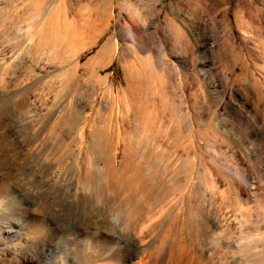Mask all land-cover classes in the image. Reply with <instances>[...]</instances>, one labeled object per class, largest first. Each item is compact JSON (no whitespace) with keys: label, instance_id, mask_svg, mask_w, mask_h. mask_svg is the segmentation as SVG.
I'll list each match as a JSON object with an SVG mask.
<instances>
[{"label":"rangeland","instance_id":"rangeland-1","mask_svg":"<svg viewBox=\"0 0 264 264\" xmlns=\"http://www.w3.org/2000/svg\"><path fill=\"white\" fill-rule=\"evenodd\" d=\"M54 1L56 0H0V56H3L0 57V71L6 65H15L16 71L14 70L15 73L11 77L14 82L20 79L23 81L21 84L24 85L21 86L20 84V87L17 86L15 89L14 86L16 85L11 82L5 88L8 95L6 100L8 105L6 101L0 104V123H2L0 124V141L3 144L6 143L4 140L9 141L14 149L13 154L9 157L13 166L11 172L2 169L3 159L0 155V201L7 194L12 193L9 188L14 183L19 187L25 186L34 190L36 198L30 201H78L77 198L79 197V201L81 199V201H85L86 189L84 190V188L86 187L78 180L75 167V161H82V159L75 156L77 152L74 153V150H69L68 157L66 154L62 155L61 158L57 157L60 155L59 143L62 139L67 141L66 143L71 142L73 138H76V133L80 128L78 130L75 128L74 130L64 129L55 135L51 130L56 128V123L62 119L61 115L64 109L72 102L75 112L81 114L78 115L77 125L82 126L85 123L89 125L91 133L107 140L111 139L116 120L114 110L118 102H121L120 106L123 107L121 108L124 113L136 109L134 104L124 101L123 93L125 90L132 88L130 86H134L131 81L127 82L126 78L128 77V80L132 79L135 77L136 71L141 72L143 63L146 64L144 66L148 73L153 77L159 75L164 81V89L169 93L171 92V94L176 93L177 98H180L181 95L187 97L190 93L203 92L205 89L210 90L214 84L228 87L229 92L221 105V112L225 110L227 102L232 100L235 91L240 94H249V99L252 102L257 96L264 97V0H57V3L55 2V14H53L55 18L52 16V22L59 27L56 28L60 31L66 30L69 35L64 41L62 35L58 36H62L59 38L62 39L58 40L57 38L60 49L58 54L52 56L54 59L50 57L51 61L42 59L43 62L39 60L40 63H38L37 56L33 59L22 51V46H20L22 43L20 44V42L26 36L27 22L30 23L31 18L33 19V17L44 13L49 8V4ZM54 23L53 25H55ZM131 23L137 29L133 35L127 31V27ZM60 27H62V30ZM110 42L114 44L111 54L106 53L108 56L100 54L101 50ZM81 43H85L82 46L85 49H82L77 56L73 57L70 48L81 45ZM97 57L102 59H97ZM75 60L80 61V67L76 70L73 66ZM89 64L93 65L94 68ZM134 67L135 69H133ZM30 68L32 69L29 70ZM62 68L66 72L69 70L66 82L71 83L72 86L60 93L61 80L59 81L56 77L64 73ZM27 72H29V75L26 76L25 73ZM31 73H34L32 77L30 76ZM126 75L128 76L126 77ZM17 76L20 77L16 78ZM24 80L26 82L29 80L30 83L24 84ZM21 87L23 88L21 89ZM35 88L37 91H35ZM38 88H41L43 92L41 89L42 93L38 91ZM44 98L45 102L43 101ZM26 99L31 101L27 102ZM177 100V102L180 101V99ZM3 104L6 107L5 110ZM43 104L48 107L45 108ZM72 106L70 105V107ZM47 108H50L51 111ZM183 109L187 116L186 123L170 124L169 119H166L165 127L169 128L168 134L156 135L155 140L159 141L158 143L169 154L174 153L173 155L179 156L183 160L197 158V172L203 179L218 180L222 188L228 187V181L226 182L225 177L222 176L218 168L219 165L215 163L216 166L211 165V162H213L211 161L212 157L208 152L206 139L201 135V131L204 130L206 124H211L214 121L212 111L203 106L195 110L191 101ZM49 112H51V115H49ZM195 114L199 115V121L194 116ZM10 121L11 123H9ZM3 123L7 126H4ZM126 123L122 124L126 127L122 128L124 133L136 131L133 124ZM56 143L58 146H56ZM122 152L123 149L120 150L119 161L122 159ZM44 157L45 159H43ZM60 159L62 162H60ZM58 165L61 168H56ZM51 168H55L51 178L54 181H59L61 177L64 191L59 192L54 186L44 183L46 182L47 170ZM252 168H250V171L254 170V167ZM40 173L44 176L42 177ZM34 174L39 176L36 177ZM74 176L75 178L72 179ZM38 182L41 184L38 185ZM46 191L50 192L47 194ZM76 191L78 192L76 193ZM235 192L236 189L233 187L224 196L220 195V191H216L215 196H218L215 206L218 205L217 208L229 207L223 210V213L235 212ZM205 195L208 200L213 197L209 191H206ZM11 196L15 195L11 194ZM263 198H252L251 201H264ZM10 200L21 201L19 198H10ZM252 204L254 205V203ZM252 204L245 207L246 213L243 217L249 218L253 211L249 210ZM257 205L259 204L257 203ZM261 207L264 214V203H261ZM54 208L56 222L60 225L59 230L55 233L43 231L38 233L40 235H36L37 246L46 253L43 264H58L59 261L65 262L64 264H81V253L78 244L82 238V230L78 224H75L80 219V213L71 207L64 210L58 204H55ZM154 209H156L155 212L158 211V207L154 206ZM239 217L242 218L241 213H238ZM161 233V238L155 242L152 248L153 254L162 251L170 243L176 247L174 236L178 234L177 236L180 237L182 234L172 223H167ZM228 234L226 235L229 237L226 236L225 241L227 238L231 239L234 236L237 238L235 222L232 223L231 231ZM0 241V259L11 261L12 264H21L19 251L16 256L6 257L4 252L5 243L1 235ZM223 241L219 240L221 245L218 247L212 245L211 242L204 243L205 247L198 249L197 256L202 257V260L206 259L207 262L214 261L213 263L216 264L217 259L224 255L222 253L228 250L227 245L224 244L225 241ZM69 245L71 247H68ZM208 252L211 253V256H208ZM231 258L235 259L236 256L232 255ZM169 262L171 263V260L168 258L160 264H170Z\"/></svg>","mask_w":264,"mask_h":264},{"label":"bare ground","instance_id":"bare-ground-1","mask_svg":"<svg viewBox=\"0 0 264 264\" xmlns=\"http://www.w3.org/2000/svg\"><path fill=\"white\" fill-rule=\"evenodd\" d=\"M56 1L49 4V8L44 13L33 17V19L31 18L30 23L27 22L26 36L20 42V44L22 43L20 46H22L23 52H26L33 59L37 56V60L41 62H43L42 59L47 61L54 54H58L60 45L57 43V38L61 40L62 38H59L63 36L62 40L64 41L69 35L64 29L60 31L59 27L56 26L57 24L52 22ZM60 28L62 30V27ZM127 31L133 35L137 29L131 23L127 27ZM59 35L62 36L58 37ZM73 36L75 35L73 34ZM85 43L74 45L75 47L73 48L69 47L73 57L77 56L82 49H85V47H82ZM113 45L111 42L107 44L100 54H111L114 49ZM98 58L100 59V57ZM37 60L35 61L37 62ZM50 61L49 63H51ZM4 63L6 64V62ZM144 65L146 64L143 63L141 65V72L135 70L134 78L128 80V75H126V81H131L134 86H130L132 88L124 91V101L126 100L134 104L136 109L132 112L130 110L124 113L123 107L120 106L121 102H118L114 110L116 120L111 139L107 140L91 133L89 125L85 123H82V126L77 125V118L80 113L75 112L72 102H69V106L64 109L63 113L61 112L62 119L56 123V128L54 126L55 129L51 130L54 135L64 129H80L76 133V138H73L71 142L66 143L67 141H64V139L60 143L58 142L60 153H57L60 155L57 157L61 158L64 154L67 156L69 150H74V153L75 151L77 152L75 156L78 159H82V161H75L76 166L75 164L73 165L76 167L78 180L86 187L84 188V190L86 189V200L81 201V199L79 201V197L77 198L78 201H30L36 198L33 189L25 186L19 187L16 183L12 184L9 189H11V194L15 196L7 194L0 201V235L4 239L5 244H3L5 245L4 252L6 257L16 256L19 251L21 264L44 263L43 260H45L46 253L42 248L37 246L36 235L43 231L55 233L59 230L60 225L56 222L54 215V206L58 204L64 210L71 207L80 213V219L75 224H78L82 230V238L78 244L79 252L81 253V264H160L164 263L168 258L172 264H214V261L207 262L205 261L206 259L202 260V257L197 256V251L199 248L205 247L204 243L207 242H211L212 245H216L217 247L221 245L219 240L225 241L226 236L231 231L233 222L237 226V238L234 236L235 239L233 237L231 239L227 238L225 242L223 241L227 245L228 250L222 253L224 255L217 259L218 263L216 262V264H264V214L261 207V203H264V201H251L253 200L252 198L258 199L264 197V97L257 96L252 102L249 99V94L245 93L246 96L244 93L240 94L238 91H235L232 100L227 102L225 110L221 112V105L229 92L228 87L214 84L210 90L205 89L203 92L190 93L187 97L180 94L181 97L177 98L176 93L171 94V92L169 93L164 89L163 79L159 75L157 76L159 78L153 77L145 69ZM73 66L75 70L78 69L80 61L75 60ZM90 66L94 68L93 65ZM15 69V65H6L0 71V104L7 100L8 95L5 92V88L11 82L16 85L14 88L20 87V84L23 82L20 79H18L20 81L15 80L14 82L11 76L15 73ZM62 70L64 71L63 68ZM27 73H25L26 76L29 75V72ZM67 73H69V70L67 72L65 70L63 74L56 77L59 81L61 80L59 86V89H61L60 93L72 86L71 83L68 84L66 82V77L69 76ZM33 74L31 73L30 76L32 77ZM19 77L17 76L16 78ZM71 77L73 78V76ZM23 78L21 79L23 80ZM100 78L102 79L101 76ZM104 79L109 80L108 78ZM28 82L30 83L29 80ZM28 82L25 81L24 84ZM21 86L24 85L21 84ZM40 89L38 88V91ZM177 99H180V101L177 102ZM25 101L29 102L31 100L26 99ZM43 101L45 102V98ZM190 101L193 102L195 110L203 106L212 111L214 121L211 124H206L204 130L201 129V135L206 139V146L212 157L211 161H213L211 165L218 164L222 176L225 177L226 182L228 181V187L226 188H222L218 180L211 178L203 179L198 174L196 168L197 158L183 160L181 157L173 155L174 153L169 154L158 143L159 141L155 140L156 135L168 134L169 128L165 127L166 119H169L170 124H177L178 122L186 123L187 116L183 107ZM6 104L8 105L7 101ZM45 105V108L48 107ZM1 111L3 112V109ZM49 113L51 115V112ZM194 116L199 121V115L195 114ZM49 118L51 117L49 116ZM125 122H127L126 124H133L136 131L124 133L122 128L126 127L122 124ZM4 126L7 125L5 124ZM4 141L6 142L4 144L0 141V145L2 146L3 144L2 147L0 146V155L3 159L2 169L11 172L13 166L9 157L13 154L14 149L9 141ZM121 149H123L122 159L119 161ZM43 159L41 160L43 161ZM42 161L41 163L44 162ZM54 161L56 160L54 159ZM60 162H62L61 159ZM252 167H254V170L250 171ZM56 168L61 167L58 165ZM54 169L47 170L48 172L45 176L46 182L43 180L42 182L46 185H52L59 192H62L64 190L62 188L61 177L59 181H54L51 178ZM74 178L75 176L72 177V179ZM78 180L77 182H79ZM232 187L236 189L235 212L228 211L223 213V210L229 207L222 206L217 208L218 205H216L217 207L215 206L218 196H215V192L220 191V195L224 196ZM206 191H209L213 196L210 200L205 195ZM75 195L77 196V194ZM10 198H19L21 201H11ZM251 204L252 206L249 210L253 211L249 215V218L243 217L246 213L245 207ZM154 206L158 207L157 212L154 211L156 210ZM238 213H241L242 218H238ZM65 214L64 216H66ZM147 223L150 224L147 225ZM167 223L175 225L182 234L180 233V237L177 236L178 234L174 236L176 247L170 243L171 246H166L162 251L153 254L152 248L155 242L161 238V232ZM68 247L71 246L69 245ZM209 254L208 256H211V253ZM232 255H235L236 258L232 259ZM64 263L63 261H59L58 264ZM0 264H12V262L0 259Z\"/></svg>","mask_w":264,"mask_h":264}]
</instances>
